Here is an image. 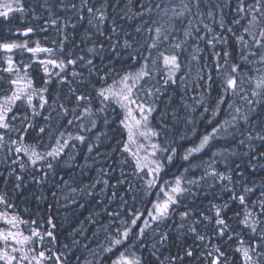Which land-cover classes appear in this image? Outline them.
<instances>
[{"label":"trees","instance_id":"obj_1","mask_svg":"<svg viewBox=\"0 0 264 264\" xmlns=\"http://www.w3.org/2000/svg\"><path fill=\"white\" fill-rule=\"evenodd\" d=\"M20 8L1 29L32 28L62 60L55 83L29 64L35 99L13 104L11 133L0 135V255L22 244L17 255L24 249L34 264H114L124 254L139 264H264V0H23ZM170 56L172 79L163 68ZM141 72L140 100L163 152L152 190L121 110L104 98L107 85ZM46 98L41 113L28 110ZM168 178L180 195L144 227Z\"/></svg>","mask_w":264,"mask_h":264},{"label":"rangeland","instance_id":"obj_2","mask_svg":"<svg viewBox=\"0 0 264 264\" xmlns=\"http://www.w3.org/2000/svg\"><path fill=\"white\" fill-rule=\"evenodd\" d=\"M23 0H0V19L7 20L10 18V14L16 11H22ZM28 16V17H27ZM25 15L26 19L31 20L29 18L30 14ZM48 36V35H47ZM50 44L49 40L45 43H42V47ZM54 48V47H53ZM51 48L49 52H47L44 58L47 59L45 62H39V70L41 75L43 76V80H50L55 83L59 79V74L61 72V60L59 61L57 57H60V52H57L56 48ZM54 57L57 60V64L51 57ZM33 57V56H32ZM45 59V60H46ZM163 68L165 77L168 79H172L178 72V64L177 59L174 56L166 57L163 61ZM14 72L12 71V83L16 85L19 81H22L23 76L21 77L22 71L24 68H15ZM58 69V70H57ZM67 71V63L64 62L63 70ZM58 71V74H57ZM57 74V75H56ZM58 77L55 79L52 76ZM61 76V75H60ZM144 78L143 72L125 76L118 81H116L113 85H107L104 88V98L105 105H113L115 104L122 112V120L123 125L128 134L127 146L133 155L138 168L147 172L146 187L152 190L158 183L160 173L164 170L162 160L163 152L161 148L158 146L157 142V133H155L150 124L149 119L152 113V108L144 101L140 100V85L141 80ZM231 82V81H230ZM16 83V84H15ZM230 84V83H229ZM228 84V85H229ZM230 88V87H229ZM235 88V85H234ZM23 89L22 91H25ZM234 91V89H232ZM18 95V94H17ZM36 94H32V100L35 99ZM56 97V95H55ZM17 98V97H14ZM48 105L47 98L44 102H41V105H37L36 103H30L28 105V110L34 113H41L40 108L46 107ZM91 112H86L85 115H90ZM1 125H4L2 129L1 141L4 137H6L11 130L9 127H6V122L8 121V126L10 121L8 118L1 116ZM4 130V131H3ZM10 130V131H9ZM5 132V133H3ZM207 137L210 138L208 135ZM202 145V144H201ZM196 146L188 151L189 154H198V151L202 150V147ZM205 145V142L203 143ZM180 195L178 192V188L176 186V180L172 178L166 179L162 184H159V190L155 196L154 203L149 211V214L145 220L147 222L143 223V226L146 227L149 225L148 221L155 222L156 220L163 218L167 215V212L171 205L175 204L177 201V197ZM144 229V228H142ZM22 246V244H15V248H12L11 253H7L8 249L0 255V260L5 259L7 264H34L37 260L31 258L24 249L20 250L22 255L19 257L17 255L18 249ZM7 254L8 257H7ZM15 255V257H14ZM140 260L138 257H133L128 254H124L119 257L114 264H139Z\"/></svg>","mask_w":264,"mask_h":264},{"label":"flooded vegetation","instance_id":"obj_3","mask_svg":"<svg viewBox=\"0 0 264 264\" xmlns=\"http://www.w3.org/2000/svg\"><path fill=\"white\" fill-rule=\"evenodd\" d=\"M2 18L0 19V123L2 121L1 116L7 118L10 114L13 103L19 97L28 95V88L30 91L26 76L23 77V79L26 80L19 81L17 84L15 83L16 85H13L14 82L12 83L11 81L13 74L12 71L14 72V70H16L15 68L22 63H25V70H27V63L29 64V62H33L38 65L41 61H47L44 56L51 50L48 45L42 47L41 44L43 42H40L38 37H36L35 31L32 32V30L21 31L10 29L8 31L5 28H3L5 29V31H3V29H1ZM2 36H12L14 38L2 42ZM8 46H10L9 49H11V51L4 50V47ZM60 57L62 60V55H60ZM51 58L57 63V60L54 59L53 56ZM57 59L59 58L57 57ZM24 75H26V73H24ZM23 89L26 90L22 91ZM2 128H4V125L0 124V132Z\"/></svg>","mask_w":264,"mask_h":264},{"label":"water","instance_id":"obj_4","mask_svg":"<svg viewBox=\"0 0 264 264\" xmlns=\"http://www.w3.org/2000/svg\"><path fill=\"white\" fill-rule=\"evenodd\" d=\"M4 50H5V51H11V49H9L8 47H4ZM233 85H234V80H233L232 83H231V87H233Z\"/></svg>","mask_w":264,"mask_h":264}]
</instances>
